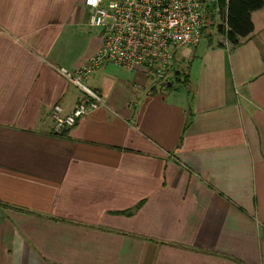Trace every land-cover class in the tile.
<instances>
[{
  "label": "crops",
  "instance_id": "obj_1",
  "mask_svg": "<svg viewBox=\"0 0 264 264\" xmlns=\"http://www.w3.org/2000/svg\"><path fill=\"white\" fill-rule=\"evenodd\" d=\"M88 16L0 0V264H264V6L237 46L176 52L173 88L105 63L103 105L57 132L83 98L57 69L102 42Z\"/></svg>",
  "mask_w": 264,
  "mask_h": 264
},
{
  "label": "built area",
  "instance_id": "obj_2",
  "mask_svg": "<svg viewBox=\"0 0 264 264\" xmlns=\"http://www.w3.org/2000/svg\"><path fill=\"white\" fill-rule=\"evenodd\" d=\"M215 0H83L89 10L88 25L102 36L100 47L86 62L58 72L83 93V98L65 112L55 104L51 110L54 129L72 127L83 115L103 105L100 93L86 78L105 63L128 71L140 69L152 82H163L175 53L194 47L201 40L207 6Z\"/></svg>",
  "mask_w": 264,
  "mask_h": 264
},
{
  "label": "trees",
  "instance_id": "obj_3",
  "mask_svg": "<svg viewBox=\"0 0 264 264\" xmlns=\"http://www.w3.org/2000/svg\"><path fill=\"white\" fill-rule=\"evenodd\" d=\"M264 6V0H215L207 6L205 23L201 29V39L208 44L222 46L224 42L231 46H237L241 40L253 31L251 13ZM219 15L220 22L213 25L214 14ZM212 23L216 33L222 36V41L214 42L208 35L209 25ZM205 37V38H204ZM157 83V82H156ZM165 89L173 88L175 82L168 83L166 80L159 82Z\"/></svg>",
  "mask_w": 264,
  "mask_h": 264
},
{
  "label": "rangeland",
  "instance_id": "obj_4",
  "mask_svg": "<svg viewBox=\"0 0 264 264\" xmlns=\"http://www.w3.org/2000/svg\"><path fill=\"white\" fill-rule=\"evenodd\" d=\"M213 20V25H216L217 23H219L220 22V18H219V15H217L216 13L214 14V18L212 19ZM212 23L209 25V29H210V31H208V35H210V40H212L213 41V43L214 42H217V41H220V40H222V36H220L219 34H217L216 33V28H214L213 27V25H212ZM90 27V26H89ZM91 28V30H93V31H96L97 29H95V28H93V27H90ZM205 38V37H204ZM203 40H205V39H203ZM192 47H182V48H179L178 50H177V52L178 53H180V52H183V51H185V50H187V49H191ZM179 56V55H178ZM175 70V69H174ZM172 75V73L171 72H169L168 74H167V78L169 77L170 78V76ZM166 78V79H167ZM155 84H156V88H158V90H165V86H164V84L163 85H161V86H158V83L159 82H154Z\"/></svg>",
  "mask_w": 264,
  "mask_h": 264
},
{
  "label": "water",
  "instance_id": "obj_5",
  "mask_svg": "<svg viewBox=\"0 0 264 264\" xmlns=\"http://www.w3.org/2000/svg\"><path fill=\"white\" fill-rule=\"evenodd\" d=\"M64 132V130H62V133Z\"/></svg>",
  "mask_w": 264,
  "mask_h": 264
}]
</instances>
